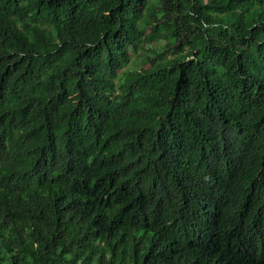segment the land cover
<instances>
[{"label":"trees","instance_id":"trees-1","mask_svg":"<svg viewBox=\"0 0 264 264\" xmlns=\"http://www.w3.org/2000/svg\"><path fill=\"white\" fill-rule=\"evenodd\" d=\"M260 244L264 0H0V264Z\"/></svg>","mask_w":264,"mask_h":264},{"label":"clouds","instance_id":"clouds-1","mask_svg":"<svg viewBox=\"0 0 264 264\" xmlns=\"http://www.w3.org/2000/svg\"><path fill=\"white\" fill-rule=\"evenodd\" d=\"M206 238L204 237L202 240H201V245L202 244H204V243H206ZM261 245V248H262V250L264 251V244H260Z\"/></svg>","mask_w":264,"mask_h":264}]
</instances>
